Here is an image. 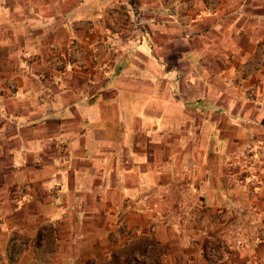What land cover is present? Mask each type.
Listing matches in <instances>:
<instances>
[{
	"label": "crops",
	"instance_id": "0c3cea01",
	"mask_svg": "<svg viewBox=\"0 0 264 264\" xmlns=\"http://www.w3.org/2000/svg\"><path fill=\"white\" fill-rule=\"evenodd\" d=\"M258 128L264 0H0V264H107L115 226L162 264H218L143 195L182 174L217 206L223 146ZM239 217L254 226L211 235L264 264V218Z\"/></svg>",
	"mask_w": 264,
	"mask_h": 264
},
{
	"label": "rangeland",
	"instance_id": "374dc122",
	"mask_svg": "<svg viewBox=\"0 0 264 264\" xmlns=\"http://www.w3.org/2000/svg\"><path fill=\"white\" fill-rule=\"evenodd\" d=\"M241 96L249 105L255 103L256 93L253 89L247 93L243 90ZM256 135L254 140L247 142L243 146L233 148H230L228 145L223 146V151H225L227 157L221 163V181L223 180L222 184L225 185V188L220 191L222 200L217 206L210 207L206 203H199L197 199L199 196L198 190L194 189L195 184H192L193 187L191 189L185 187L188 183V178L187 175L184 176L182 174H180L181 176H176L177 183L174 184V189L145 192L143 197L149 201L145 204L151 203L149 204L151 205L150 207L157 213L153 226L170 227L171 218L178 217L179 226L174 224L176 228L197 236L193 243L203 246V254L207 260L219 262L218 264L233 263L234 259L231 250L228 248V242L211 234L212 232L215 235L221 236L225 233L228 234L233 232L235 229L234 225L238 229H243L244 225H249V227L254 226L252 223H249L250 220H246L242 225L240 222H237V224L231 222V213L240 216L239 218H243V215L249 216L253 220H255V215L264 218L263 128L256 129ZM172 178L167 177L166 180L171 181ZM209 180H212V176L209 177ZM233 186L234 188H232ZM230 197H232V202L230 201ZM118 215L120 214L115 215L114 218H117ZM120 227L115 226L113 235H117L110 236L112 251L111 258L107 264H126L125 261L127 262V259L132 255V243L137 241L136 239L128 240L130 242L126 240L120 241V238H118V233L121 230ZM259 228L257 230V238L263 241L264 232L262 233L263 229ZM148 233L151 234L150 226L148 227ZM145 242V244L144 241L140 243L141 250L145 254L143 255L144 258L136 253V251H133L139 255V260L151 262L152 259L157 258L162 264L163 258L161 257H163V251L150 240L146 239ZM150 251L152 252L150 253ZM92 264H95L94 261H92Z\"/></svg>",
	"mask_w": 264,
	"mask_h": 264
},
{
	"label": "built area",
	"instance_id": "2783aa9c",
	"mask_svg": "<svg viewBox=\"0 0 264 264\" xmlns=\"http://www.w3.org/2000/svg\"><path fill=\"white\" fill-rule=\"evenodd\" d=\"M113 24H114L113 26L117 25L115 19H113ZM134 28H135V24L133 22H130L129 26L126 29H124L123 31H120V33H121L120 35H129V34H131V31H133ZM7 89H8L7 90L8 91V95L10 97L13 96V86L11 84H9ZM46 98H47V94L42 93L41 95L38 96L37 100H38L39 103H43V102L46 101ZM138 256L139 255L136 254V253H133L131 255V257H134L135 259L139 260Z\"/></svg>",
	"mask_w": 264,
	"mask_h": 264
},
{
	"label": "trees",
	"instance_id": "16d2710c",
	"mask_svg": "<svg viewBox=\"0 0 264 264\" xmlns=\"http://www.w3.org/2000/svg\"><path fill=\"white\" fill-rule=\"evenodd\" d=\"M143 241H144V244H145L146 240L143 239ZM140 246L141 245L139 243L136 246L132 245V252L131 253L133 254L136 251V253H138L140 256L145 255L143 250H141ZM151 252L152 251H150V253ZM129 257H130V255H129ZM143 258H144V256H143ZM149 258H150V256H149ZM128 262L129 263L131 262V264H161V262L157 258L153 259V261L150 262V261L138 260V259H135L134 257H130L129 259H127V262L125 261V263H128Z\"/></svg>",
	"mask_w": 264,
	"mask_h": 264
}]
</instances>
